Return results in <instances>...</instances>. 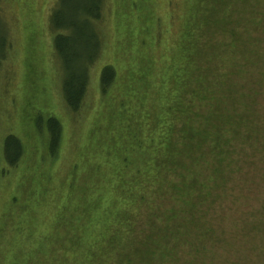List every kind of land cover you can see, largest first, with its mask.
<instances>
[{"label": "trees", "instance_id": "trees-1", "mask_svg": "<svg viewBox=\"0 0 264 264\" xmlns=\"http://www.w3.org/2000/svg\"><path fill=\"white\" fill-rule=\"evenodd\" d=\"M105 3L56 0L49 15L72 114L84 110L101 58ZM182 4L169 0L165 15L166 34L177 27L167 80L159 83L145 57L122 76L112 62L100 67L91 140L68 163L66 193L47 226L53 233L40 246H15L4 264H212L224 238L218 225L232 212L222 198L228 202L233 186L245 185L264 162V0ZM2 36L0 65L11 47ZM153 38L159 43L161 29ZM103 109L111 123L96 141ZM43 130L53 161L64 147L63 126L48 114ZM3 151L15 168L24 145L8 134Z\"/></svg>", "mask_w": 264, "mask_h": 264}, {"label": "rangeland", "instance_id": "rangeland-1", "mask_svg": "<svg viewBox=\"0 0 264 264\" xmlns=\"http://www.w3.org/2000/svg\"><path fill=\"white\" fill-rule=\"evenodd\" d=\"M168 1L106 0L104 18L98 23L101 58L91 71L84 110L72 114L64 105L51 44L49 15L56 0H0V37H8L11 44L0 65V264H4V255L13 254L15 246L20 244L25 250L40 246V238L53 233L47 226L57 212L55 205L66 193L68 163L76 150L88 147L91 140L89 130L95 116L91 108L99 100L100 67L112 62L122 76L130 65L136 69L144 65L139 61L145 57L146 65L155 68L159 83L167 80L172 60L168 50L177 38L173 39L177 27L169 25L166 34ZM172 1L184 8L183 0ZM158 20L161 40L155 43ZM48 114L60 120L64 133L63 150L53 161L43 130ZM102 114L101 119H106L98 123L100 129L95 127L96 141L97 135L100 139L107 134L105 126L111 123L107 120L110 111L103 109ZM8 134L20 138L24 145L22 160L15 168L5 161L3 141ZM94 152L98 158L103 154L98 142ZM247 179L245 185L233 186L228 202L222 198L232 212L218 225L224 238L213 247L212 264H264V162L255 176L249 174Z\"/></svg>", "mask_w": 264, "mask_h": 264}]
</instances>
